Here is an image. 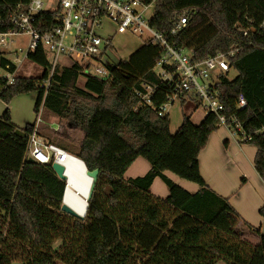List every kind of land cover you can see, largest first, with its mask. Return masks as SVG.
Here are the masks:
<instances>
[{
  "label": "trees",
  "instance_id": "1",
  "mask_svg": "<svg viewBox=\"0 0 264 264\" xmlns=\"http://www.w3.org/2000/svg\"><path fill=\"white\" fill-rule=\"evenodd\" d=\"M29 1L0 0V33L14 30L11 17L24 13ZM182 16L186 24L172 42L191 50L194 61L238 50L229 63L235 76L219 75L216 89L223 115L251 137L253 168L264 184V0H155L149 25L167 35ZM55 24L50 12L32 21L40 34ZM162 52L159 45L144 43L98 79L84 75L78 65L57 67L49 75L50 63L38 44L25 57L41 68L38 77L16 75L11 85L0 77L5 106L0 114V264H264V235L256 245L242 239L235 232L240 217L199 172L198 156L219 128L217 117L204 115L194 125L183 115L172 134L167 114L157 115L169 93L154 70ZM6 67L10 73L16 68L0 54V68ZM143 84L155 87L150 105L136 95ZM29 93L36 95L35 115L45 110L83 132L75 149L61 148L83 162L87 196V171L98 170L83 219L60 211L65 183L51 167L25 159L34 123L17 127L7 106ZM186 100L182 97L180 104ZM137 158L148 163V171L125 179ZM164 172L198 190L189 193ZM65 177L70 180L66 172ZM155 178L167 187L165 198L149 191ZM85 207L75 212L82 215Z\"/></svg>",
  "mask_w": 264,
  "mask_h": 264
},
{
  "label": "built area",
  "instance_id": "2",
  "mask_svg": "<svg viewBox=\"0 0 264 264\" xmlns=\"http://www.w3.org/2000/svg\"><path fill=\"white\" fill-rule=\"evenodd\" d=\"M154 2L155 0H57L56 9L47 11L45 6L49 0H30L24 13L11 17L14 30L0 33V48L6 46L8 36L25 34L29 37L27 52L34 51L39 44L46 56L51 57L49 75L55 68L64 67L60 62L67 60L69 65L66 67L78 65L84 75L104 79L108 76V68L118 61H114L109 52L110 39L115 34L126 32L147 34L148 38L144 43L157 44L163 50L162 56L156 63L155 73L169 89L167 102L158 108L157 115L163 117L168 104L171 105L175 99L187 97L186 102L190 101L193 109L200 108L204 115L216 116L219 127H224L231 136L238 139L239 143L249 142L251 137L242 131L239 123L223 115V105L216 89L218 76L230 72V60L238 50L232 49L227 53L217 52L203 61H194L191 50L185 51L172 42L185 26V17L177 18L174 27L167 35L160 34L149 25ZM42 12L54 14L56 24L40 34L32 26V21ZM242 35H245V32ZM4 70L6 75L3 78L6 79V84H13L15 71L10 73L7 67ZM47 86L48 80L44 83L45 89ZM154 91V86L143 84L136 95L140 103L150 105V96ZM190 97L196 98L198 104L192 102ZM237 106L240 108L245 106V101L241 97ZM37 122L34 123L27 142L26 160L32 159L37 164L50 167L54 163L61 165L64 176L67 164L73 161L83 164L75 156L39 136ZM64 183L61 204H65L66 177ZM84 214L85 211L81 216H85Z\"/></svg>",
  "mask_w": 264,
  "mask_h": 264
},
{
  "label": "crops",
  "instance_id": "3",
  "mask_svg": "<svg viewBox=\"0 0 264 264\" xmlns=\"http://www.w3.org/2000/svg\"><path fill=\"white\" fill-rule=\"evenodd\" d=\"M3 53L4 51L0 49V54ZM18 71L19 67H16L15 76H19ZM4 75H6V72L0 77ZM195 111L192 107L184 115L191 121L192 113ZM27 124L30 123L14 125L23 128ZM255 152L254 146L248 143H239L224 127H219L210 134L206 147L198 156V164L200 175L206 185L219 196L227 198L232 209L240 217L235 232L245 241L253 239L257 244L259 236L264 235V211L262 213L259 212L264 204V184L253 168ZM74 162L67 164L65 172L70 179L67 183L71 188L74 187L78 190L82 188L85 193L83 182L80 180V163L79 161ZM74 165L78 169L77 172H72ZM148 169V163L142 158H137L123 176L125 179H128V177H141ZM164 175L171 182L189 193H194L198 190V187L194 184L179 179L169 172H164ZM149 191L159 198H165L168 194L167 187H163V182L159 178L153 180ZM81 197L84 198V196ZM64 201L72 209L74 199L71 193L68 194L67 199ZM77 208L76 206L73 211H76Z\"/></svg>",
  "mask_w": 264,
  "mask_h": 264
},
{
  "label": "rangeland",
  "instance_id": "4",
  "mask_svg": "<svg viewBox=\"0 0 264 264\" xmlns=\"http://www.w3.org/2000/svg\"><path fill=\"white\" fill-rule=\"evenodd\" d=\"M56 7L57 0H49V3H47L45 9L47 11H54ZM146 38H148L147 34H130L128 32L122 34H115L110 39L111 46L109 50L113 57V60H128L130 55L144 44ZM9 41H11V43H8ZM28 42L29 37L25 34L10 35L6 38V46L0 49L4 51L2 55L6 59L10 60L16 67H19V76L38 77L42 72L41 68L39 66H36L35 64L30 63L25 59V55L27 53L28 48ZM46 57L48 61L51 60V57L49 55H47ZM60 65L66 67L69 65V62L67 60H63L60 62ZM155 71H157V69H155ZM4 72L5 71L0 68V75H3ZM234 76L235 73L231 71L229 73V77L233 78ZM84 80L85 78L83 76H80L78 78L77 86L79 88L83 87ZM35 97L36 95L34 93L22 94L15 97L9 103L7 108L10 111V116L13 123L17 125H24L25 123L29 122L31 124L36 123L38 119L39 121L37 122L36 126L41 137H43L47 141L49 139H53L55 145H58L62 149H75L83 138V132L69 125L64 120H60L50 115L45 110H40V112L35 115L33 113V104ZM192 107L193 104L190 101L184 104H180V100L178 99H175L173 104H168L166 106L165 113L167 114L169 129L172 134H174L178 129L184 113H186L187 110L191 109ZM4 108V104H2L0 101V113H2V110ZM203 116L204 114L202 110L200 108H197V110L192 113L191 123L194 125H198ZM236 140L238 139L236 138ZM75 165L72 169V172L78 171ZM163 187L166 188L164 184ZM69 193H71V196L74 199V205L72 207V210H74L76 206L78 207L76 211L82 210L83 207L86 206L87 194L85 198V193L82 188L81 190H78L74 187L71 188L69 185H67L64 200L67 199ZM81 196H84V198ZM247 242L252 245L256 244L253 239H250ZM57 245H59V243H57L56 246ZM217 264L224 263L221 261Z\"/></svg>",
  "mask_w": 264,
  "mask_h": 264
},
{
  "label": "water",
  "instance_id": "5",
  "mask_svg": "<svg viewBox=\"0 0 264 264\" xmlns=\"http://www.w3.org/2000/svg\"><path fill=\"white\" fill-rule=\"evenodd\" d=\"M27 162L28 163H35L32 159H27ZM51 169H52L53 173L56 175V177L59 180L65 181V176L63 175V171H64L63 166L54 163V164L51 165ZM97 173H98V170L97 169L96 170H93V171H87V174H88V176L91 179V188L89 190V194L87 196V200L89 199V197L91 195V190H92V187H93V182L96 179ZM87 200H86L85 212H86V209H87ZM60 211L63 212V213H65V214H67V215H70V216H72L74 218H77V219H83V217H84V216H81V215L77 214L76 212H74L73 210H71L70 208H68L63 203L60 206Z\"/></svg>",
  "mask_w": 264,
  "mask_h": 264
},
{
  "label": "bare ground",
  "instance_id": "6",
  "mask_svg": "<svg viewBox=\"0 0 264 264\" xmlns=\"http://www.w3.org/2000/svg\"><path fill=\"white\" fill-rule=\"evenodd\" d=\"M84 166V165H83ZM66 180H67V178H66ZM80 180L82 181V179H81V177H80ZM83 182V181H82ZM83 184V183H82ZM67 185H68V183H67ZM66 188H67V186H66ZM66 191V190H65ZM85 195H86V192H85Z\"/></svg>",
  "mask_w": 264,
  "mask_h": 264
}]
</instances>
